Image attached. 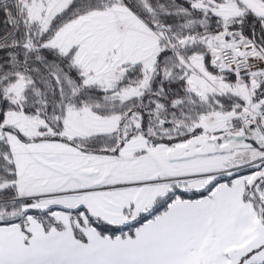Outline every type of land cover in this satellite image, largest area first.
<instances>
[{"label":"snow or ice","instance_id":"6c2138e0","mask_svg":"<svg viewBox=\"0 0 264 264\" xmlns=\"http://www.w3.org/2000/svg\"><path fill=\"white\" fill-rule=\"evenodd\" d=\"M0 264H264V0H0Z\"/></svg>","mask_w":264,"mask_h":264}]
</instances>
